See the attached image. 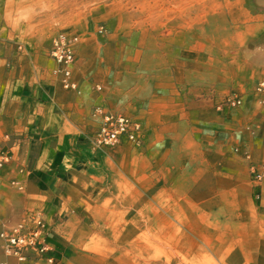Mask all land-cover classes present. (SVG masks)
<instances>
[{"label":"rangeland","instance_id":"374dc122","mask_svg":"<svg viewBox=\"0 0 264 264\" xmlns=\"http://www.w3.org/2000/svg\"><path fill=\"white\" fill-rule=\"evenodd\" d=\"M0 28L1 57H47L71 118L43 127L70 138L66 172L25 173L0 146V264L24 219L27 264H264V0H0ZM60 34L78 39L80 90L52 56ZM105 113L138 142L99 146Z\"/></svg>","mask_w":264,"mask_h":264},{"label":"crops","instance_id":"0c3cea01","mask_svg":"<svg viewBox=\"0 0 264 264\" xmlns=\"http://www.w3.org/2000/svg\"><path fill=\"white\" fill-rule=\"evenodd\" d=\"M1 56L2 53H0V146L8 151L14 150L16 145L21 147L16 153L20 161L14 164L25 173L43 170L54 173L59 169L62 173L66 172L69 167L60 164L59 160L71 152L63 148V143L69 142L70 138L63 135L60 140L58 136L60 137L61 133L54 138L48 137L43 128L50 123L56 127L66 126V122L71 121L67 113L59 117L60 95L40 65L47 57ZM67 96L69 94L66 93L61 98ZM56 130L62 132L60 128Z\"/></svg>","mask_w":264,"mask_h":264},{"label":"built area","instance_id":"2783aa9c","mask_svg":"<svg viewBox=\"0 0 264 264\" xmlns=\"http://www.w3.org/2000/svg\"><path fill=\"white\" fill-rule=\"evenodd\" d=\"M78 39L65 34H60L55 42L52 56L54 60L62 67V83L66 89L77 90L78 84L73 78L72 66L75 63L76 57L74 53V43ZM255 92L258 96V101L261 107L264 108V80L256 87ZM101 112V111H100ZM102 113V112H101ZM140 133V125L131 118L124 115H114L110 113L103 114V123L96 135V143L101 145H113L126 138L132 142H138ZM0 155V166L2 165ZM254 178L258 182L264 179V165L261 168L252 169ZM34 217V216H33ZM32 217V218H33ZM39 230L34 231L36 237L41 234V229L44 228L43 221L40 216H36ZM32 219H29L31 221ZM28 220L24 219L22 223L14 227L11 232L2 233V238L5 241V253L11 258L16 259L15 264H27L28 250L34 243L33 239L28 236ZM47 250L43 246L42 251ZM1 264H13L10 260H4Z\"/></svg>","mask_w":264,"mask_h":264}]
</instances>
